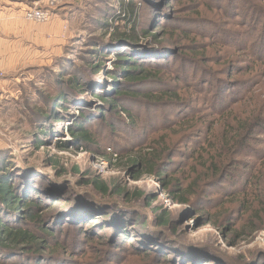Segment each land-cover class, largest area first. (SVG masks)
<instances>
[{
  "label": "trees",
  "instance_id": "obj_1",
  "mask_svg": "<svg viewBox=\"0 0 264 264\" xmlns=\"http://www.w3.org/2000/svg\"><path fill=\"white\" fill-rule=\"evenodd\" d=\"M190 1L193 5H197L198 0ZM120 7L124 13L115 18L121 23H128V26L125 25L126 28L123 29L122 25L113 27L114 32L110 34L112 46L103 45V39L96 40L95 48L90 51L93 60L85 61L82 66L73 65L68 81H59L61 82L59 85L63 86L61 91L55 97L45 98L46 110L38 108V111H34L40 119L38 127L41 130L35 135L36 144L47 146L40 134L56 135L58 131L56 124L66 118L68 113L66 108L70 106L77 107L80 113L78 118H75L76 122H72L71 126L66 128L72 141L60 140L54 145L61 152L79 151L81 148L99 149L96 142L92 141L94 131L91 128L95 126L94 123L97 121L93 120L97 117H100L102 124L105 125V121L109 124L105 127L115 126L111 124L112 121L137 131L133 123L136 118L132 117L130 113L132 110L129 108L140 107L141 110L154 109L157 112L170 111L175 119L166 120L156 131L157 133L152 135L149 144L145 143L147 146H152L151 143L155 140L153 138H158L156 141L161 144L156 147L157 156L154 158V155L149 163L147 153L140 152L141 154L128 159L126 166L127 170L135 174V181L140 180L145 174L156 175L164 180L165 177L161 172L167 170V167L174 162V158L180 156L186 158L182 156L184 154L188 158L199 160L203 153L206 162L203 165L199 160L194 170L202 168L204 176L195 181L194 185H189L183 190L179 181H172L174 185L170 182L163 183L175 196V202L189 204L192 202L190 198L195 195L193 199L195 201V197L200 196L199 189L208 182L213 180L216 182L217 179L227 176L231 170L232 173L235 169L239 170L241 165L247 169L254 168V163L238 161L239 156L245 154L264 161V149L252 145V142L264 144V140L256 137V134L264 135L262 111L253 110L250 114L236 117L241 107L246 105L238 106L241 102L239 97H243L247 91L245 89L241 92L236 91L237 87L231 83L222 85L218 99L221 105L214 107L212 98L206 95L204 88L194 87L191 83L188 85L185 80L177 77V83L172 85L170 82L174 78L169 77L162 69L166 60L161 59L156 53L153 57L146 53V51L154 52L161 46L157 41L159 32L155 33V30L167 26V14L156 13L155 23L158 24L155 25L156 29L153 32H149L148 28L141 26V19L148 11L158 10L154 2L122 1ZM253 12L254 10L247 15H254ZM216 17L215 24H205L204 18L196 19L200 20L199 23H204L202 24L204 29L202 27V31L198 30L200 35L201 33L206 35L207 28L215 26L218 46L232 45V51L236 52L235 47L241 42L239 40H242L246 47L252 44L250 41L245 43L248 35L244 30H236L231 25L229 29L220 28L225 23L221 17L227 18L224 10L217 13ZM106 27L110 25L106 23ZM219 34L222 38H219ZM142 41H148L151 49L146 50ZM262 41L256 46L253 43L256 50L259 49L261 52L264 51V40ZM254 47L247 51L249 54L253 50L252 55H248L249 58L252 56L254 59L249 69L250 73L254 72L256 67L264 68V55L254 50ZM238 48L240 49L241 46ZM109 52H114L116 60L113 61L114 70L105 73L104 61L108 58ZM170 64L169 62L168 65ZM149 65L152 66L149 67L152 70L147 68ZM101 73L110 75L114 84V92L111 95L106 97L102 92L97 91L93 95L102 102L106 113L99 112L102 108L98 111L84 110L83 106L89 105L87 93L97 84ZM106 75L105 80L109 81V76ZM228 100H232L231 103H228ZM201 104L207 107L197 108ZM187 111L194 115L190 121L186 116ZM203 115L212 118L213 121L202 118ZM222 119L224 122L221 121ZM172 127L178 128L181 132L168 137ZM110 129L114 130L111 126ZM203 135L207 144L202 146L200 153L188 154L186 149L179 147L180 144L191 143L193 139ZM141 142L142 140L139 143ZM139 150L140 147L137 151ZM134 152H136L135 148L121 147L115 154H119L122 158L125 155L137 154ZM116 159V155H110L108 162L113 165ZM16 161H19L17 157L7 152H0V264H69L68 256L74 254L76 246L81 244V242L69 243V234L78 232L81 236H86L88 231L94 234L93 240L96 241L92 242L100 245L101 249L107 246L109 249L113 248V251L126 250L130 256L140 260L137 264H205L204 260L209 259L211 255L206 248L187 244L185 235L178 230L176 227L178 223L171 215L161 208L152 207L154 197L151 194L145 195L140 191L129 192L121 189L117 183L91 179L89 175L80 174L77 167L68 171L58 166L55 157L46 160L55 168L54 175L46 177L47 179L43 177L48 176L47 173L37 176L39 174L35 166L29 167L24 160L19 166ZM261 168H264V162ZM69 173L76 178L74 184L66 178L63 179V176ZM40 178H43L42 187H38L37 184ZM250 184L254 187L252 190L258 191V201L256 206L246 200L241 202V210L247 215L243 225L231 224L230 217L234 216L231 215V210L228 219L215 221V224L221 225L224 231H229L227 234L232 231L235 237L232 246H236L243 235L250 233L251 238L258 230L264 229V173L256 181L252 179L251 183L250 180ZM192 191L194 194L191 193ZM80 194L82 197L79 196ZM228 196L232 198L233 195ZM196 204L199 202L194 205ZM208 216L205 219L210 222ZM128 227L132 229H127ZM111 230L113 233L109 234ZM103 231H105L104 237L100 235ZM133 240L137 243L135 244ZM128 244L132 245V249H128ZM112 260L114 259L106 257L102 263L111 264ZM213 260L215 264V257ZM247 262L246 258H240L233 263L247 264ZM217 264H231V260L223 256Z\"/></svg>",
  "mask_w": 264,
  "mask_h": 264
},
{
  "label": "rangeland",
  "instance_id": "obj_2",
  "mask_svg": "<svg viewBox=\"0 0 264 264\" xmlns=\"http://www.w3.org/2000/svg\"><path fill=\"white\" fill-rule=\"evenodd\" d=\"M122 1L129 3L132 0H39L33 3H27V0H23V4H28L23 10L24 19L28 23L53 25L55 21L56 23L60 22V44L54 51L43 52L44 54L41 53L36 57L40 65L33 72L23 71L16 76L20 87H13L9 92L7 88L0 86L2 91L0 102H5L0 107V147H2L0 152H7L17 157L19 161L16 162L19 166H21L22 160L29 167L35 166L39 174L37 176L47 173L48 176H43L44 179L54 175L55 168L51 167L46 160L55 157L59 163L58 166L68 171L77 167L80 174L89 175L91 179L117 183L121 189H126L129 192L140 191L145 195L151 194L154 197L152 207L161 208L171 215L174 221L178 223L176 226L178 230L185 235L187 244L197 248H206L211 254L209 259L204 260L205 264H213L214 257L215 264H217V261L223 256L229 257L231 264H235L233 262L240 258H246L247 264H264V229L258 230L251 238L250 233L243 235L238 240L237 245L232 246V240L235 238L232 231L227 234L229 231L226 232L221 225L215 224L218 219H228V213L231 210V215H234V218L230 217L231 224L243 225L247 215L241 210V202L246 200L251 204L253 203L254 206L257 205L258 191L252 190L254 187L250 184V180L252 183V179L256 181L259 176L262 177L264 168L261 167L264 161L245 154L239 156L238 161L254 163V168L247 169L241 165L239 170L235 169L233 173L231 170L227 176L217 179L216 182L215 180L208 182L202 189H199L200 196L195 197V201L193 200L195 195L190 198L192 201L190 204L175 202V196L165 188L163 183L170 182L174 185L175 183L172 181H179L178 183L183 190L189 185H194L195 181L204 176L202 168L194 170L198 166L199 160L203 165L206 162L203 153L199 160L188 158L184 154L182 156L186 158L181 156L174 158V162L167 167V170L161 172L162 176L165 177L164 180L156 175L145 174L140 180L135 181V174L127 170V161L131 157L147 153L150 163L151 158L154 155V158L157 156L156 147L161 144L156 141L158 138H153L155 140L151 143L152 146L146 144H149L152 135L157 133L156 131L161 128L166 120L175 119L174 116H171L172 112L164 110L157 112L154 109L141 110L140 107L129 108L132 110L130 111L132 117L136 118L133 123L137 131L112 121L111 124H115V126L110 125L114 129L111 130L110 126L105 127V125H109L106 121L104 125L100 121V117H97L93 120L94 122L97 121L94 123L95 126L91 127L94 131L92 141L96 142L100 151L96 148H81L79 151L61 152L54 145L60 140L72 141L66 128L70 127L72 122H76L75 118H78L80 113L77 107L70 106L66 108L68 111L66 118L56 124L58 128H56L58 130L56 135L40 134L47 146L42 147V145L36 144L35 135L41 130L38 127L40 119L35 112L38 111V108L46 110L45 98L55 97L61 91L63 86L62 84L59 85L61 83L59 81H68L73 71V65L82 66L85 61L93 60L90 51L95 48L96 40L103 39V45L111 47L110 34L114 32L113 27L122 25L123 29V27L128 26V23H121L118 18H115L124 13L120 7ZM149 1L154 2L158 10H150L143 14L141 26H145L149 32H153L156 29L155 25L158 24L155 23L156 13L159 15L167 14L168 24L165 25L166 27L162 26L155 30V33L159 32L157 40L158 43H161L159 49L154 50V52L146 51V53L151 57L156 53L161 59L166 60L162 69L165 74L174 78L170 83L172 85L177 83V77L185 80L188 85L191 83L194 87L204 88L206 95L212 98L214 107L221 105L220 100H218L221 86L231 83L237 87L236 91L241 92L244 89L247 91L243 97H239L241 102L238 103V106L246 105L241 107L236 117L250 114L253 110L262 111L264 117V72L262 73L264 68L256 67V70L250 73L249 69L253 65L254 59L252 56L249 58L248 55H252L253 50L249 54L247 52L249 48L254 47V44L256 46L260 41L263 42L262 39L264 40V0H198V6L193 5L190 0ZM222 10L226 13L227 18L221 17L225 23L220 28L229 29V25H231L236 30H244L248 35L245 43L250 41L251 45L246 47L242 40H239L241 42L238 47L241 46V48L234 46L236 52L232 51V45H216L217 32L215 26L207 28L206 35L199 34V31L204 29L202 24H215L217 22L216 14ZM253 10L254 15H247ZM35 12L47 13L48 20L46 22L29 21L26 17ZM197 18H204V23H199L200 20H196ZM106 23L110 27H106ZM219 38H222L221 34H219ZM147 42L142 41V44L146 50H150ZM254 50H256L255 47ZM256 51L264 55V51L261 52L259 49ZM107 57L104 61L105 73H110L114 70L113 61L116 60V55L114 52H109ZM176 60L177 62H175ZM169 62L170 65H168ZM149 67L152 66H147V68ZM105 73L98 76L97 84L87 93L89 105L87 107L84 105V110L98 111L102 108L99 112L106 113V108H103L102 102L93 96L96 91L102 92L106 97L114 92L112 77L107 74L109 81H106ZM5 79V75L0 73V80L5 81ZM249 90L250 92H248ZM6 92L8 93L6 94ZM228 101L231 103L232 100ZM199 107L203 109L207 106L201 104L197 106V108ZM122 116L125 117L126 115L122 114ZM186 116L188 121L194 117L190 111L186 112ZM202 118L213 121L212 118L205 115ZM110 119L113 120L112 117ZM126 119L129 118L126 116ZM221 121L224 122L223 119ZM172 128L168 137L178 135L181 132L178 128ZM256 137L264 140V135L256 134ZM141 140L142 142L139 143ZM204 144H207V141L203 135L193 139L191 143H182L179 147L183 150L186 149L188 154L191 152L200 153ZM252 145L264 149V144L252 142ZM121 147L135 148L136 152L134 153L137 154L134 156L125 155L121 158L119 154H115ZM139 147L140 150L137 151ZM113 154L116 155L117 159L112 165L108 162V157ZM64 178L72 184L76 182V178L70 173L63 176ZM37 184L38 187H42L43 178L37 180ZM191 193L194 194V191ZM231 194L233 199L228 196ZM79 196L82 197L81 194ZM196 202L199 204L194 205ZM232 208H234L233 211ZM207 215L211 219L210 222L205 219ZM127 229L132 228L128 227ZM112 233V230L109 231V234ZM104 234L105 231L101 232L100 235L104 237ZM93 237L94 234L91 231H88L86 236H81L78 232L69 234V243L81 242L80 245L77 243L78 246L73 251L74 254L68 256L69 264H103L102 262L106 257L107 259H114L111 264H137L140 261L138 258L130 256L126 250L113 251V248L109 249L107 246L101 249L100 245L92 242L96 241L93 240ZM133 242L137 243L136 240ZM128 249H132V245L128 244ZM209 250H212L213 253Z\"/></svg>",
  "mask_w": 264,
  "mask_h": 264
},
{
  "label": "crops",
  "instance_id": "obj_3",
  "mask_svg": "<svg viewBox=\"0 0 264 264\" xmlns=\"http://www.w3.org/2000/svg\"><path fill=\"white\" fill-rule=\"evenodd\" d=\"M35 1L39 0H27V3ZM26 5L23 0H0V73L6 77L5 81L0 80V86L9 92L21 86L16 79L19 73L33 72L39 67L36 59L39 54L52 52L60 44V22L55 21L53 25L28 23L23 16ZM4 103L1 101L0 107Z\"/></svg>",
  "mask_w": 264,
  "mask_h": 264
},
{
  "label": "built area",
  "instance_id": "obj_4",
  "mask_svg": "<svg viewBox=\"0 0 264 264\" xmlns=\"http://www.w3.org/2000/svg\"><path fill=\"white\" fill-rule=\"evenodd\" d=\"M29 21L36 22H46L48 20L47 13L35 12L33 14H29L26 17ZM2 96V91L0 90V97ZM67 130V129H66Z\"/></svg>",
  "mask_w": 264,
  "mask_h": 264
}]
</instances>
